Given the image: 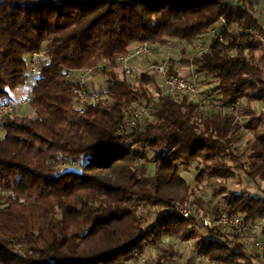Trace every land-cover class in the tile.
<instances>
[{
  "label": "trees",
  "instance_id": "obj_1",
  "mask_svg": "<svg viewBox=\"0 0 264 264\" xmlns=\"http://www.w3.org/2000/svg\"><path fill=\"white\" fill-rule=\"evenodd\" d=\"M256 5L0 0V102L25 87L33 96L26 106L32 115L16 111L0 123V264H117L146 251L148 264H182L181 249L164 243L168 238L180 246L193 243L196 260L255 264L260 255L251 254L253 236L197 227L173 214L171 204L188 203L197 189L181 173L194 166L197 184L213 180L220 187L213 194L222 195L214 202L212 194L198 200L211 208L202 210L205 215L264 220V188L253 195L224 185L236 169L264 185V57L255 60L253 52L262 46L244 32L264 31ZM220 17L231 31L195 64L201 83L215 85L209 94L222 104L240 101L235 115L203 111L187 96L166 95L154 78L133 83L111 72L102 75L104 100L83 115L76 108L67 71L113 62L142 43H200ZM40 52L51 63L43 64L31 87L30 57ZM141 105L152 107L153 118L118 135L125 113ZM248 135L253 137L237 157L235 147ZM63 158L81 169H63ZM141 210L155 220L148 224Z\"/></svg>",
  "mask_w": 264,
  "mask_h": 264
},
{
  "label": "built area",
  "instance_id": "obj_2",
  "mask_svg": "<svg viewBox=\"0 0 264 264\" xmlns=\"http://www.w3.org/2000/svg\"><path fill=\"white\" fill-rule=\"evenodd\" d=\"M245 0H223V5L228 7H236L243 5ZM264 6V0H253ZM231 27L228 25L224 17H220L214 26L209 29L208 33L212 34V41L204 45L199 44L197 50L189 57V76L180 70L172 68L170 58L163 61L148 63L141 65L140 60L151 57L158 49L157 43H142L128 50L125 54L119 55L113 62L103 60L97 66L90 68H82L67 71L66 78L74 85L73 94L77 103L76 108L80 114H85L89 105H98L104 100L102 90L93 88L92 84L96 76H102L104 73H115L121 79L138 83L143 77L154 78L159 86L164 90L166 95H184L193 99L200 110L203 111H225L230 115H235L240 101H230L227 104L219 102L217 97L209 94L204 89L198 74L195 60L207 53L214 40H222L224 32H230ZM251 39L264 48V31L256 29H246L244 31ZM50 59L43 53H34L30 57V85L37 84L38 72L43 64H50ZM103 88V87H102ZM32 92L29 91L23 99H11L0 102V123L9 115L28 106L32 102ZM154 110L151 106L141 105L132 112L125 113L124 120L117 126L116 132L123 136L128 131L135 129L140 123L151 120ZM60 158V157H59ZM143 159L139 160V164H144ZM63 169L75 167L81 169L80 164L73 163L69 158H63L61 161ZM198 197L211 198V195L202 193L195 189ZM171 212L176 216L191 220L197 227L214 230L216 232L227 233L237 237L253 236L250 250L255 253L264 255V220L249 222L244 216H230L222 213L218 218H211L208 215L192 208L189 204L173 201L171 204ZM190 245V243H185ZM174 247H180V243H176ZM147 252V251H146ZM146 252L135 253L131 258L125 259L117 264H134L137 261L142 264L146 263ZM207 264H235L222 260L209 261L204 256H198V260Z\"/></svg>",
  "mask_w": 264,
  "mask_h": 264
},
{
  "label": "rangeland",
  "instance_id": "obj_3",
  "mask_svg": "<svg viewBox=\"0 0 264 264\" xmlns=\"http://www.w3.org/2000/svg\"><path fill=\"white\" fill-rule=\"evenodd\" d=\"M255 12L257 13L258 15V18H259V23L264 26V6L262 4H259L258 6L256 5L255 7ZM205 38L203 39V41H201L200 43H191V44H187V43H182V42H177L176 40H169L167 45H159L158 44V52L159 50H163V51H166V50H169L170 49V52L167 51V52H162L159 56L162 55V60H165L166 57L167 58H170L169 55L171 56H176L175 60H174V63H179L181 64L182 66H187L189 65V62H188V58L191 57L193 55V53L197 50V47L199 44L201 45H204L206 43H210L212 41V34L208 33L207 35L204 36ZM262 50V51H261ZM167 53H169L167 55ZM191 55V56H189ZM253 55L255 57V60L258 61V59H261L262 57H264V48H259V49H256L254 52H253ZM173 58H170L171 62ZM262 64V63H260ZM264 65V64H263ZM262 65V66H263ZM180 66V65H179ZM104 77L103 76H96L95 77V80L93 81L94 83L92 84L93 88H95V83H98L96 84L98 86L97 89L99 90H102L104 88ZM209 80H206L205 82H202L204 85L205 83L207 84ZM100 83L102 84L103 88L101 87ZM202 84V85H203ZM159 85V84H158ZM150 95L151 96H155L156 95V90L154 88H150ZM252 105L254 106V108L258 111L260 109V104L257 103V102H254L252 103ZM18 113H22L24 115H27V116H30L32 115V110L29 108V107H24L22 108L21 110H18ZM242 120V119H241ZM4 135V132L2 129H0V138H2ZM252 135H248L246 136V139L245 141L243 142V144L239 147H235V150H236V154H237V157H241L242 155V151L244 149V143H246L247 140H250L252 139ZM148 159L149 160V167H150V173H152V171L154 170V162H152V157H153V154L151 152H148ZM243 161H247L246 158L244 157ZM232 167L234 168L235 165L233 164ZM181 173L182 175L185 177V179L188 181V183H190V185L192 186V188L196 187L198 190H200L202 193H207V195H213V198L212 201H217V199H221L222 198V195H216L215 197V194H213V189H219L220 187L216 186L215 182L213 180H208V179H203L201 183H199V185L197 184L196 182V176H197V171L195 170V167L192 166V167H189V168H182L181 169ZM236 175L234 177H232L231 179L227 180V182L224 184L226 185L228 191H237V192H240L242 190H247L250 194H253V195H261L262 193V189L264 188V185L263 184H254L244 173H242L240 170H237L236 169ZM189 202L187 204H189L192 208L202 212L204 214V212H206L207 210H210L211 208L208 207V206H203V202H199L198 200L201 199V197H198L197 194L192 193L191 196L189 197ZM205 199H211L210 197H206ZM207 200V201H208ZM176 201H179V200H176ZM182 202V201H180ZM207 209L206 211L204 209ZM204 210V212L202 211ZM140 213H144L147 215L148 217V224L152 223L156 216L150 212V214L148 215V212L146 210H141ZM203 233H205L204 231H202ZM254 236V235H252ZM252 239H254L252 237ZM164 243H168V244H172V245H175L177 243L176 240L174 239H171V238H168V239H165L164 240ZM152 248H156V247H151ZM194 245L193 243L190 245L188 244H185V245H181L179 247V249H181V252L183 253V256H184V259L182 260V264H186V263H191V264H207V263H203L201 261H197L198 260V256H197V260L195 259V254L193 253L194 252ZM149 251V250H148ZM146 264H148V255L146 254ZM194 259H195V262H194ZM197 261V262H196ZM189 263V264H190Z\"/></svg>",
  "mask_w": 264,
  "mask_h": 264
},
{
  "label": "crops",
  "instance_id": "obj_4",
  "mask_svg": "<svg viewBox=\"0 0 264 264\" xmlns=\"http://www.w3.org/2000/svg\"><path fill=\"white\" fill-rule=\"evenodd\" d=\"M257 6H258V5H257ZM255 16H256V18L259 20L257 13L255 14ZM260 25H261V24H260ZM261 26H262V25H261ZM262 27H263V29H264V26H262ZM167 51L170 52V49H169V50H166V51L159 50V52H158V49H157V50L155 51V53H154L151 57H148V58L142 59V60L139 61V63H140L141 65H146V64H148V63H153V62L163 61V60H162V58H163L162 55H161V56H159V55H160L162 52L165 53V52H167ZM168 54H169V53H167V55H168ZM189 56H190V55H189ZM169 57H170V58H173V59H172L173 62H171V64H172V68H173V69L180 70V71L184 72L186 75L189 76V71H188V69H189V65H187V66H182V65L179 64V63H174V60L176 59V58H175L176 56H171V55H169ZM166 58H167V57H166ZM187 60H188V62H189V58H188ZM179 65H180V66H179ZM197 74H198V73H197ZM198 77H199V75H198ZM199 79H200V77H199ZM96 84H98V83H95V86L98 87L99 84H98V86H97ZM100 85H101V87H103L101 83H100ZM203 86H204V89H205V90H207V89L209 90V89H212V88L215 87L214 84H205V85L203 84ZM29 91H30L29 87H25V88L21 89L20 91L16 92V93L13 95V99H23V98H25V95H26ZM20 110H21V109H20ZM251 254H252L254 257H257V256L260 255V257L254 259L255 264H264V255H261V254H259V253H255V252H252V251H251Z\"/></svg>",
  "mask_w": 264,
  "mask_h": 264
}]
</instances>
